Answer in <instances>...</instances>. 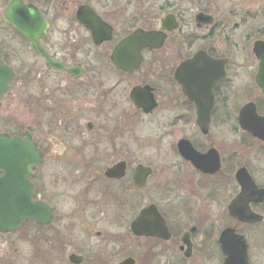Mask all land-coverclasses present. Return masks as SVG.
Returning a JSON list of instances; mask_svg holds the SVG:
<instances>
[{
  "label": "flooded vegetation",
  "instance_id": "af4514ba",
  "mask_svg": "<svg viewBox=\"0 0 264 264\" xmlns=\"http://www.w3.org/2000/svg\"><path fill=\"white\" fill-rule=\"evenodd\" d=\"M13 1L0 0V55L15 73L0 111L19 80L22 103L34 104L36 123L8 129L14 123L3 117L0 135L25 140L29 133L43 154L29 178L33 200L50 205L52 220L42 225L28 219L0 235L19 233L32 242L36 232L35 257L42 264H58L61 257L75 264L72 256L82 258L78 264H112L117 251L109 257L100 251L90 260L73 252L75 232L89 233L103 217L117 227L128 209L133 215L123 239L129 237L131 251L117 264L128 259L134 264H224V233L242 239L248 262L256 264L253 235L260 232L264 243V201L248 203L262 217L257 223L235 217L230 206L238 196H262L264 190V24L254 28L257 17L233 0H21L48 24L38 41L57 64L52 67L6 18ZM139 31L155 39L140 41ZM11 40L28 44L36 61L25 67ZM19 63L24 69L17 71ZM139 120L155 123L168 137L158 166L138 161L134 129ZM46 166L77 174L69 182L53 173L54 188L61 180L78 188L83 182L75 180L87 179L81 193L48 196H86L85 201L98 196V212L78 221L60 210L56 199L45 198ZM117 166L124 175L108 176ZM139 166L150 169L144 187L134 178ZM156 187L162 189L159 195ZM138 196L163 198L140 207ZM151 206L165 232L138 235L132 225ZM95 233L102 238L100 229Z\"/></svg>",
  "mask_w": 264,
  "mask_h": 264
},
{
  "label": "water",
  "instance_id": "95a60500",
  "mask_svg": "<svg viewBox=\"0 0 264 264\" xmlns=\"http://www.w3.org/2000/svg\"><path fill=\"white\" fill-rule=\"evenodd\" d=\"M5 14L8 21L29 40L34 50L47 59L48 65L56 67L57 64L48 57L38 41L40 36L46 35L48 29V24L38 10L34 6L25 5L21 0H14L8 5ZM141 33V31L136 33L139 35L140 41L151 43L155 39V37L153 39L155 36L153 33H149L150 35L147 37ZM14 79L15 73L4 64L0 55V105ZM26 136L27 138L22 140L17 137L0 135V172L4 173V176L0 177V233L3 234L19 229L28 219H33L42 225H46L52 220L50 205L33 200V185L30 183L29 177L42 163L43 154L38 150L31 135L27 133ZM149 174L150 169L144 166L137 168L134 178L139 187H144ZM107 175L110 177L122 176L124 170L121 172V168L117 166V168L109 170ZM245 181L247 183L246 179ZM248 185L254 187V182L250 180ZM19 193H25V196H18ZM261 195L238 196L230 206L231 213L248 223L260 222L262 217L252 213L248 203L249 201L263 202L264 190L261 191ZM132 229L136 234L146 236L159 235L161 231L162 234L163 231L165 232L163 221L153 206L142 211L139 218L133 223ZM228 232L232 233V231ZM228 232L227 234H229ZM225 234L222 237L223 252L226 255L224 264H250L247 245L242 242V239L240 242L236 234L232 235V233V236L229 234L228 238H225ZM233 236L237 238L234 240ZM81 260V257H71V261L76 264ZM121 264H134V262L128 259Z\"/></svg>",
  "mask_w": 264,
  "mask_h": 264
},
{
  "label": "rangeland",
  "instance_id": "374dc122",
  "mask_svg": "<svg viewBox=\"0 0 264 264\" xmlns=\"http://www.w3.org/2000/svg\"><path fill=\"white\" fill-rule=\"evenodd\" d=\"M236 1L237 6H243L247 9V11H250L251 13L249 15H252V19L257 17L256 23L254 24V28L257 27L258 24H264V2L260 0H233ZM259 17V20H258ZM262 26V25H261ZM264 27V25H263ZM11 48L14 50L16 49L18 51V55L21 56L22 61L26 64L25 67H28L32 65L36 58L33 55V52L31 51V48L28 44H26L22 40H11L8 41ZM17 71L23 70L22 65L16 64L15 65ZM15 90H13L12 94H10L5 102L4 107L0 111V130L4 129V125L2 123L3 117H8L6 120L10 123H14V125H11L8 129L17 128L18 129H29L33 128L35 126L36 120H35V113H34V104L28 103L27 106H24L22 101L24 98H22L19 94L21 84L20 81L16 82L14 85ZM31 95H34V89H28ZM33 91V92H32ZM27 101V100H26ZM25 107V108H24ZM156 119V117H155ZM138 128L134 129L137 136V140H139V148H138V161L143 162L144 164H148L150 161H156L157 166L160 164V160L158 157L162 155L160 151H163L164 146L166 145V141L168 140V137H165V132L162 128H158L155 123H153V126L149 123L142 121H138ZM143 122V123H142ZM142 123V124H141ZM143 125V126H142ZM7 129V128H6ZM167 139V140H166ZM153 145V149L149 150V147ZM163 147V148H162ZM160 150V151H159ZM153 152V153H152ZM57 154L52 155L55 157ZM158 159V160H157ZM52 158L50 159L49 163H52ZM77 171V170H75ZM82 172H84L83 169H81ZM42 172L44 174V186L43 189L46 191L47 196H44L48 200L51 201L56 199L57 201V207L65 212V214H69L71 216H74V218H78L81 221L86 219V217L90 218L92 215H95L98 210L97 207L101 206L102 203L99 202L98 196H88V201H85L86 196H52L53 192L55 194H69L72 192V194L75 193H81L83 191L82 184L87 180H85L84 177L81 178V180H75L74 183L77 182H83L81 185H78L79 187L74 189H71V185L67 184L68 181L66 178L69 179V182L71 179L75 178L76 172L74 173V169L69 168H60L57 169L55 167L49 168L45 167L42 169ZM55 173H60L61 176H65L64 180H61L60 183L56 188L53 187L51 179L54 176ZM84 174V173H83ZM54 181V180H52ZM154 181V180H153ZM152 184L154 182H151L149 185V189L152 187ZM151 186V187H150ZM157 189L156 192H158V195L162 193L161 188H155ZM49 194H52L51 196H48ZM155 195H157L155 193ZM152 197V198H150ZM163 196H138V202L140 203V207L145 206L148 202H152L150 200H154V202H160ZM90 201L95 203V205H89ZM96 202H99L96 204ZM102 202V200H101ZM85 211H84V209ZM126 209V214L123 215L122 220L120 222L115 223L114 225H118L117 227H110L108 221L104 219L100 221V223L93 227L90 222V226H92L90 232L88 233L87 230L82 229V231L78 230L75 232L76 241H78V246L73 249V252L77 253L78 255L84 256L87 258V260H90L89 258L92 257L94 254H98L100 251H102L103 256L109 257L110 255H114L112 253L117 251V255L119 258H116L112 264H117L118 262L122 261L123 258L126 257L125 253L131 251V242L129 241L128 236V230L126 223L132 219V213L131 211H128ZM92 218V217H91ZM76 219V220H78ZM79 221V220H78ZM99 227V228H98ZM100 229L103 233V236L101 239L96 236L95 230ZM94 231V233H92ZM38 234V233H37ZM91 234L92 238H91ZM260 232L255 233L253 235V241L255 243L253 247V253H254V262L256 264H264V243L261 241L259 242L258 238ZM35 236V237H34ZM19 233H14L11 235H0V264H42L39 261H36V249H35V241H36V232H32V238L31 240H35L32 242H24L21 238ZM31 237V236H30ZM120 239L123 245H118L119 240L117 242V239ZM113 240V241H112ZM114 244H117L114 247ZM71 251V249H70ZM68 260L63 259L62 257L58 261V264H68ZM216 261H212L208 264H219L215 263ZM84 264H91L90 262L84 263Z\"/></svg>",
  "mask_w": 264,
  "mask_h": 264
}]
</instances>
